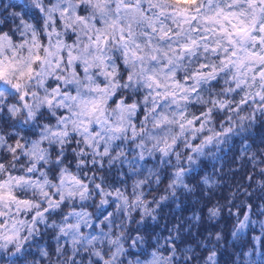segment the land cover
Here are the masks:
<instances>
[{
	"label": "clouds",
	"instance_id": "9594fccd",
	"mask_svg": "<svg viewBox=\"0 0 264 264\" xmlns=\"http://www.w3.org/2000/svg\"><path fill=\"white\" fill-rule=\"evenodd\" d=\"M0 264H264V0H0Z\"/></svg>",
	"mask_w": 264,
	"mask_h": 264
}]
</instances>
